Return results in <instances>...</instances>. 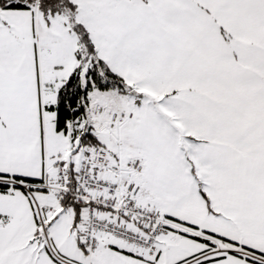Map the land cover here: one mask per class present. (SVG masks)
I'll return each mask as SVG.
<instances>
[{"label":"snow or ice","instance_id":"snow-or-ice-1","mask_svg":"<svg viewBox=\"0 0 264 264\" xmlns=\"http://www.w3.org/2000/svg\"><path fill=\"white\" fill-rule=\"evenodd\" d=\"M0 264H264V0H0Z\"/></svg>","mask_w":264,"mask_h":264}]
</instances>
